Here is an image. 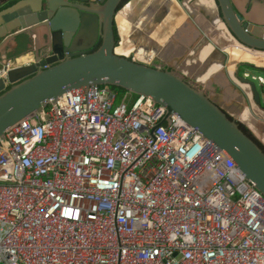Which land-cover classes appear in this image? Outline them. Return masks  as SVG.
<instances>
[{
    "label": "built area",
    "instance_id": "obj_1",
    "mask_svg": "<svg viewBox=\"0 0 264 264\" xmlns=\"http://www.w3.org/2000/svg\"><path fill=\"white\" fill-rule=\"evenodd\" d=\"M243 76L264 95V75ZM165 115L149 95L92 85L8 127L0 264H264V195L212 139Z\"/></svg>",
    "mask_w": 264,
    "mask_h": 264
},
{
    "label": "water",
    "instance_id": "obj_2",
    "mask_svg": "<svg viewBox=\"0 0 264 264\" xmlns=\"http://www.w3.org/2000/svg\"><path fill=\"white\" fill-rule=\"evenodd\" d=\"M124 1L5 2L0 8V67L6 69L7 62L26 55L32 60L13 65L6 69L7 78H0V137L68 89L110 85L151 96L166 107V121L172 114L183 117L218 144L264 195V148L240 121L186 75L116 53L120 43L116 17L129 2ZM214 1L218 17L234 39L249 50L264 52L263 0ZM7 45H15L16 53L6 54ZM246 64L264 71V66ZM239 67L238 79L251 86L254 100L261 105L256 83L239 73Z\"/></svg>",
    "mask_w": 264,
    "mask_h": 264
},
{
    "label": "bare ground",
    "instance_id": "obj_3",
    "mask_svg": "<svg viewBox=\"0 0 264 264\" xmlns=\"http://www.w3.org/2000/svg\"><path fill=\"white\" fill-rule=\"evenodd\" d=\"M173 7L174 9L179 10V15L175 19V24L178 23L176 29H180V32H185L189 28L192 23L191 17H194L199 20V23L204 27H210V29H213L212 33L216 30L219 33H222L219 30L218 25L219 23L221 24L223 22L221 19L217 18L218 10L214 0H130L117 13L116 20L120 25V31L124 37L125 42L122 46H119L120 43L117 45L116 53L119 52L118 54L130 55L134 50H140V41H134L132 40L133 38L131 39V41L129 39L130 37L126 36L125 34L129 32V29L132 27L138 28L139 30L143 29L144 25L147 24L151 17H160L161 19L164 18ZM141 9L143 10L142 12H140ZM188 21L190 23H188ZM223 24L226 30L229 32L225 23ZM192 30H194L195 32L197 31L195 25H192ZM191 34H193V37L196 39L198 44L195 46V49H192L191 40H188V44H186L188 46L185 45V48L183 49V51H189V54L187 53L188 56H186L182 51L177 50V48L175 47L173 50L175 51L176 55L174 59L173 57H171L173 61L171 58H169L170 55H168L163 57L162 62H177L180 69V65L182 63L186 64V59L191 61L194 60V56H192V54L195 50H203V57L205 58L204 61L206 63L205 67H207L206 72L208 73V75L205 72V75L203 76V78H206L207 76V78L205 79V87L199 86V88H201L202 90L209 88V90L211 91L210 95L212 99L223 105L225 108L228 107L227 104L235 108L238 106L244 107L246 103L243 100L240 90L237 88L236 84L228 79L229 76H226V68H228L229 70H233L236 64L242 61H248L255 63L256 65L264 66V52H254L253 50L238 48L236 46L239 45V43L235 39H233L235 43L228 44V46L225 47L227 49L226 54L223 51L224 48H218V46H220L221 44L217 42V39L215 37L214 44L208 40V35L202 34L199 37L190 31V35ZM211 36L213 37L214 35L212 34ZM178 47H180V45ZM134 52L136 53V51ZM196 53L197 52H195V55L197 57ZM162 54L163 53H161L160 56H162ZM142 55L144 54L142 53ZM182 55H185V57L183 61H180L178 57ZM139 56L140 54H138V58ZM227 58L228 61H225ZM216 86L217 88L219 87L221 89L218 91L216 89ZM233 97L236 100H241V102L237 103L235 100H233ZM231 113L233 114L232 111Z\"/></svg>",
    "mask_w": 264,
    "mask_h": 264
},
{
    "label": "crops",
    "instance_id": "obj_4",
    "mask_svg": "<svg viewBox=\"0 0 264 264\" xmlns=\"http://www.w3.org/2000/svg\"><path fill=\"white\" fill-rule=\"evenodd\" d=\"M8 1L10 0H0V8L2 6H5L6 3H9ZM130 1V0H129ZM261 4L263 6L264 9V0L261 1ZM179 15V10L174 9V7L168 12L167 16H165L164 18H160V17H151L149 19V21L147 22V24L144 25L143 29L140 30V34H142V37H150V34L153 35V37L156 35L155 33L153 34V29H158L156 30V33L159 32L161 26H163L164 28H170V30H172L170 32V36L169 38H167L166 36H157L156 41L154 42L155 45H157V48L160 49L162 48L161 45H164V43H161V39H163V42H167V41H171V40H178L180 38H189V35L185 34V32H180V29H176L178 23L175 24V19L176 17H178ZM167 20H169V23H167ZM197 24V23H196ZM198 25V24H197ZM197 28V27H196ZM219 30L223 33V35H225V31L222 30L221 27H219ZM176 29V31H175ZM133 31V30H132ZM175 31V33L173 34V32ZM194 31V30H193ZM198 32V29H197ZM129 34L130 37V31L127 32ZM125 34L126 36H128V34ZM146 34L147 36L143 35ZM173 34V35H171ZM178 34V35H177ZM195 35H198L195 31H194ZM214 37L217 39V41L222 44V42L219 40V32L216 30L213 32ZM177 36V37H176ZM226 36V35H225ZM131 38V37H130ZM149 42L146 44H141L140 47L142 46V53L144 55L142 56H146V57H150L152 56V50L153 49H149V46L151 44L150 39H148ZM144 41V40H142ZM157 42V43H156ZM151 46V45H150ZM152 47V46H151ZM10 50H14V53H16L15 50V45L14 46H9L7 45L5 48V53L12 55V53H8ZM130 50V49H129ZM158 51V50H157ZM19 52V51H18ZM17 52V53H18ZM195 52H197V57L195 55ZM157 54V53H156ZM160 56V55H158ZM192 56H194V60H187L186 59V64L182 63L180 65V70L184 73H186L187 75L191 76V77H203L205 74L203 73V68L205 67L206 63H205V58L203 57V50H195L192 54ZM10 57V56H8ZM156 58V57H155ZM26 60V61H25ZM32 60V56L31 55H26L24 57H20L18 58L16 61L12 62L13 65H20L23 63H28ZM191 61V62H188ZM207 78V76H206ZM229 79L236 84L237 88L240 90L241 96L243 97V100H245L246 103V110H247V114L245 112L242 111V107L238 106V107H233L231 105H228V107H226L229 111H232L233 114L238 115L239 118H237L238 121L242 123V120H245V123L243 125H245L248 129V131L259 141V143L263 146L264 148V96H262L263 100L261 105L256 103V101L254 100V95L252 93V89L251 86L248 83H244L238 79H236L237 81H235V79L233 78V76H229ZM221 89V88H220ZM230 113V112H229ZM231 114V113H230ZM232 115V114H231Z\"/></svg>",
    "mask_w": 264,
    "mask_h": 264
},
{
    "label": "rangeland",
    "instance_id": "obj_5",
    "mask_svg": "<svg viewBox=\"0 0 264 264\" xmlns=\"http://www.w3.org/2000/svg\"><path fill=\"white\" fill-rule=\"evenodd\" d=\"M180 1H184V0H180ZM144 9V8H143ZM143 10L141 9L140 10V12H142ZM191 20L193 21V22H195V23H197L201 28H202V32H198V35H200V33H201V35L202 34H205V35H208V40L209 41H211L212 43H214L215 44V42H214V36L213 37H211V35L213 34L212 33V31H213V29H210V27L209 28H206V27H204L202 24H200L199 23V20H197L196 18H194V17H191ZM191 23V28H190V26H189V30L187 29L186 31H185V34H187V35H189V38H186L185 37V39L186 40H191V48L192 49H195L196 47V44H197V42H196V39L193 37V34H191L190 35V31L191 32H193L194 33V31L192 30V25H195L194 23ZM169 23V20H167V23L166 24H168ZM188 23H190L189 21H188ZM116 26H117V31H118V38H119V41H120V44H119V46H122L123 45V43L125 42V40H124V37H123V35H122V33H121V28H120V25H119V23L117 22L116 23ZM159 28V27H158ZM157 28V29H158ZM156 29V30H157ZM133 30V31H132ZM156 30L155 29H153V34L155 33L156 35L153 37V35L152 34H150V37H142V34H140L139 33V29L138 28H130L129 29V31H130V37L131 38H129L130 40L132 39V40H134V41H140V43L141 44H146V43H148L149 42V40L148 39H150V41H151V46L150 45H148L147 44V46H149V49H153L152 50V56L151 57H143L142 58V55H140L139 56V58H138V54H141V51L140 50H134V51H136V55L135 56H132V57H134L136 60L137 59H140V60H143V61H147V62H150L151 61V63H154V64H157V66H162V65H164V66H167V65H170L169 64V62L167 61L166 63H163L162 61H163V54H162V56H160V59L157 57L158 55H161V51L162 50H164V49H161V51H159V48H157V45H155V41H156V38H157V36L159 37V36H166L167 38H169L170 36H168V35H170V32L172 31V30H170V28H164L163 26H161V28H160V30H159V32L158 33H156ZM175 33V31L173 32V34ZM128 34V33H127ZM173 34H171V35H173ZM143 35H145V36H147L145 33L143 34ZM178 35V34H177ZM198 35H196V36H198ZM219 35L220 36H224L223 35V33H219ZM128 36H129V34H128ZM177 37V36H176ZM131 40V41H132ZM142 40H144V41H142ZM179 40L180 39H178V42H179ZM178 42L176 43V45L178 46ZM157 43V42H156ZM161 43L163 44V43H165V42H163V39H161ZM170 44V43H169ZM118 46V47H119ZM162 47H165L166 46V44L165 45H161ZM177 46H175L176 48H177ZM169 47H170V45H169ZM236 47H238V48H243V49H247L246 47H244L243 45H241L240 43H239V45H237ZM235 47V48H236ZM179 48V47H178ZM178 48H177V50H178ZM184 48H185V46H184ZM218 48L219 49H222V47L221 46H218ZM234 48V47H233ZM140 49L142 50L143 48H142V46L140 47ZM158 50V51H157ZM225 52L227 51V49H225L224 50ZM118 52V51H117ZM137 52H138V54H137ZM189 51H184V53H185V55L186 56H188V53ZM119 53V52H118ZM156 53H157V55H156ZM188 53V54H187ZM227 53V52H226ZM169 58H171V57H173V59H174V57H175V51L174 50H172L170 53H169ZM185 55L182 57V60L181 61H183V59H184V57H185ZM156 57V58H155ZM159 60H158V59ZM164 59H166V58H164ZM172 59V58H171ZM173 59H172V61H173ZM178 59H179V57H178ZM149 60V61H148ZM226 61H228V58L226 59ZM246 62H248V61H242V62H238L237 64H236V66L234 67V69L233 70H229L228 68H226V76H233V78L235 79V81H237L236 79H238V76H237V73H236V71H237V67L238 66H240L239 68H241V71H239V73H244V71H246V70H250L253 74H255V75H264V71H262V70H260V69H257V68H254V67H252V66H250V65H248V64H246ZM249 63H251V64H253L252 62H249ZM174 64H177V62H174L172 65H174ZM255 64V63H254ZM235 71V72H234ZM229 79V78H228ZM191 80V82L193 83L194 82V84H197L198 85V81L197 80H195L194 78H191L190 79ZM239 80V79H238ZM254 81V80H253ZM255 83H256V86H257V88H258V90L261 92V95L262 96H264L263 95V87L260 85V83L258 82V81H254ZM216 89L219 91L220 90V88L218 87L217 88V86H216ZM243 98V97H242ZM233 100H235L237 103L239 102H241V100H236L234 97H233ZM262 100H263V98H262ZM245 101V100H244ZM242 109V111L243 112H245L246 114H247V110H246V105H244V107H242L241 108ZM227 110V109H226ZM228 111V110H227ZM230 113H231V111H229ZM232 114V113H231ZM233 115H235V114H233ZM239 120V119H238ZM245 123V120H242V123ZM243 123V124H244Z\"/></svg>",
    "mask_w": 264,
    "mask_h": 264
},
{
    "label": "flooded vegetation",
    "instance_id": "obj_6",
    "mask_svg": "<svg viewBox=\"0 0 264 264\" xmlns=\"http://www.w3.org/2000/svg\"><path fill=\"white\" fill-rule=\"evenodd\" d=\"M218 19H220L219 17H217ZM193 22V21H192ZM194 24H195V27H197V29H198V32H202V28L199 26V25H197L195 22H193ZM219 27H221L222 28V30H224L225 31V35L222 37V36H218L219 37V40L222 42V44L220 45V46H222V49H223V51L226 49L225 47H227L228 46V44H234L235 42L233 41V37H232V35L230 34V32H228L227 30H226V28H225V26H224V24L223 23H219ZM198 32L196 31V33L198 34ZM199 37L201 36V33H200V35H198ZM212 37V36H211ZM178 42V40H171V41H168L167 43L165 42L164 43V45L166 44V46L165 47H162L161 49H164V50H162L161 51V49H160V53H163V56H168L169 55V53L175 48V46H177L176 45V43ZM188 42V40H186L185 38H180V40H179V42H178V46L180 45V47L178 48V46H177V48H178V50L179 51H182L183 53H184V51H183V49H184V46L186 45V44H188L187 43ZM197 42V41H196ZM218 42V41H217ZM170 43V44H169ZM175 43V44H174ZM219 43V42H218ZM198 44V43H197ZM196 44V45H197ZM169 45H170V47H169ZM186 46H188V45H186ZM141 50V49H140ZM225 52V51H224ZM226 53V52H225ZM185 54V53H184ZM227 54V53H226ZM157 55V54H156ZM184 55H182V56H180L179 57V60L181 61L182 60V57H183ZM143 57H146V56H142V58ZM151 57V56H150ZM158 58H159V56H157ZM157 58V59H158ZM228 58H229V56H228ZM160 59V58H159ZM158 59V60H159ZM149 61V60H148ZM145 63H148V64H151V65H154V66H156L157 64H154V63H151V61L150 62H147L146 60L144 61ZM174 62H172V63H169L170 65H167V66H164V65H162V66H160V67H162V68H168V69H171V70H174V71H177V72H179V73H182V74H184V75H186L184 72H182L180 69H179V66H178V63L177 64H174V65H172ZM206 70H207V67H204L203 68V73L205 74V72H206ZM206 74L208 75V73L206 72ZM186 77H188L187 75H186ZM192 78H194V79H196L197 81H198V86H200V87H205V79L206 78H203V77H192ZM206 91H208L210 94H211V91L209 90V88H206L205 89Z\"/></svg>",
    "mask_w": 264,
    "mask_h": 264
},
{
    "label": "trees",
    "instance_id": "obj_7",
    "mask_svg": "<svg viewBox=\"0 0 264 264\" xmlns=\"http://www.w3.org/2000/svg\"><path fill=\"white\" fill-rule=\"evenodd\" d=\"M129 0H125L124 1V3L125 2H128ZM123 3V4H124ZM115 28H116V30H117V26L115 25ZM119 39V38H118ZM255 68V67H254ZM241 70V69H240ZM241 74H243V73H241ZM112 87H114V86H112ZM114 88H116V89H118V90H120L121 92H125V90L124 89H121V88H118V87H114ZM241 127L245 130V131H248V129H247V127L245 126V125H243V124H241Z\"/></svg>",
    "mask_w": 264,
    "mask_h": 264
}]
</instances>
